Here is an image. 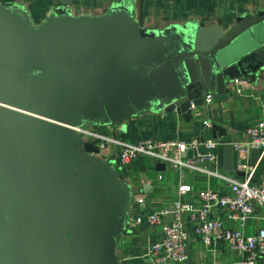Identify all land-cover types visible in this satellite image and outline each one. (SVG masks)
<instances>
[{
    "label": "water",
    "instance_id": "1",
    "mask_svg": "<svg viewBox=\"0 0 264 264\" xmlns=\"http://www.w3.org/2000/svg\"><path fill=\"white\" fill-rule=\"evenodd\" d=\"M70 5L34 24L22 5L0 3V264H119L139 192L74 128L125 134L146 114L188 122L264 68V10L223 32L140 27L133 0L98 16Z\"/></svg>",
    "mask_w": 264,
    "mask_h": 264
},
{
    "label": "crops",
    "instance_id": "2",
    "mask_svg": "<svg viewBox=\"0 0 264 264\" xmlns=\"http://www.w3.org/2000/svg\"><path fill=\"white\" fill-rule=\"evenodd\" d=\"M59 2L60 0H0V3H17L25 7L34 24L47 17ZM109 3L110 0H71L67 11L74 16H98L107 11ZM133 4L139 26L156 30L172 24L193 22L201 27H220L226 32L238 17L264 10V0H133ZM204 122L209 125H203ZM261 122L264 123V68L251 82L240 78L231 83L225 101L209 100L194 109L188 122L174 113L165 117L146 114L127 122L125 134L111 128H98V131L128 144L147 139H215L218 143V172L240 179L242 174L235 173L238 160L230 146L246 142V130ZM213 126L218 129L212 132ZM118 150L116 144L108 143L101 156L113 159ZM191 155L192 152H188L186 157ZM248 163L253 166L249 183L264 179V150L251 151ZM122 180L139 192L136 198L142 199L143 204H138L130 211L127 231L116 249L119 264H154L149 258L148 248L150 243L159 239L160 228L144 223L136 224L135 219L169 208L177 199L176 191L179 186L191 187L190 193L181 197L183 202H195L198 194L205 190H213L221 195L229 192L228 184L214 177L186 171L180 174L170 166L156 163L147 157L134 161L123 172ZM210 216L220 220L226 228L241 230L217 208L211 210ZM169 220V216L163 217V222ZM263 220L264 210L256 209L254 215L245 221L241 231L247 236L254 235L262 226ZM181 221L187 234L188 259L179 264H232L237 260V253L224 243L203 245L193 234L186 215L181 217ZM258 264H264V258H261Z\"/></svg>",
    "mask_w": 264,
    "mask_h": 264
},
{
    "label": "built area",
    "instance_id": "3",
    "mask_svg": "<svg viewBox=\"0 0 264 264\" xmlns=\"http://www.w3.org/2000/svg\"><path fill=\"white\" fill-rule=\"evenodd\" d=\"M237 92L239 93V90ZM209 100L211 99L207 98L206 102ZM203 125L209 124L204 122ZM74 131L84 142L92 143L97 148L99 156L108 143L119 147L113 160L116 162L121 179L123 172L134 161L147 157L156 163L170 166L180 174L185 171L202 174L228 184V194L221 195L213 190H205L198 194L195 202H183L181 197L190 193L191 187L179 186L176 191L177 199L169 208L150 212L135 219L136 224L144 223L160 228L159 239L150 243L148 248L149 258L154 264H179L187 261V234L183 230L181 221L183 215L187 216L193 234L203 245L224 243L236 252L238 258L232 264H258L260 259L264 258V220L254 235L247 236L241 231L245 221L254 215L256 209L264 210V179L257 183H249L253 175V166L248 163L251 151L264 150L263 122L246 130V142L234 143L230 146L238 160L235 173L242 174L240 179L218 172L216 154L218 143L211 139L168 141L147 139L128 144L99 133L98 128L83 126L74 128ZM188 152H192L190 157H186ZM136 204H143V200L136 198ZM214 208L223 213L229 221L237 224L241 230L226 228L220 220L212 218L210 212ZM165 216L170 217L169 222H163Z\"/></svg>",
    "mask_w": 264,
    "mask_h": 264
}]
</instances>
